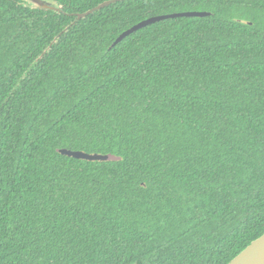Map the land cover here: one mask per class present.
I'll return each mask as SVG.
<instances>
[{"label": "trees", "instance_id": "obj_1", "mask_svg": "<svg viewBox=\"0 0 264 264\" xmlns=\"http://www.w3.org/2000/svg\"><path fill=\"white\" fill-rule=\"evenodd\" d=\"M47 1L0 0V264H227L264 233V0Z\"/></svg>", "mask_w": 264, "mask_h": 264}, {"label": "water", "instance_id": "obj_2", "mask_svg": "<svg viewBox=\"0 0 264 264\" xmlns=\"http://www.w3.org/2000/svg\"><path fill=\"white\" fill-rule=\"evenodd\" d=\"M30 3L35 4L36 7L40 9H48V10H57L60 11L61 8L57 7L54 3L47 0H28ZM123 1V0H105L102 3L96 5L95 7L82 12L75 13L76 19L80 20L87 15L99 11L105 6H108L112 3ZM210 13L208 11H183V12H175L169 14L155 15L143 19L142 21L136 23L130 28L124 30L113 42V45L119 43L125 36L131 34L132 32L145 27L146 25L158 22L160 20L175 18V17H203L207 16ZM59 152L74 157L77 159H86V160H99V161H109V160H117L118 157L113 154H101V153H87L80 150H71L67 148L59 149ZM227 264H264V233L253 240L249 245H247L242 251H240L232 260H230Z\"/></svg>", "mask_w": 264, "mask_h": 264}]
</instances>
